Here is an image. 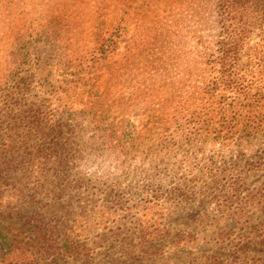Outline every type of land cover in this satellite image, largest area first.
Returning <instances> with one entry per match:
<instances>
[{
    "label": "trees",
    "instance_id": "1",
    "mask_svg": "<svg viewBox=\"0 0 264 264\" xmlns=\"http://www.w3.org/2000/svg\"><path fill=\"white\" fill-rule=\"evenodd\" d=\"M193 4L188 42L181 34L183 28L176 25V29L169 16L160 20L161 24H170L168 46H162V52L177 60L180 67L172 96L165 94L168 85L161 89V75L156 87V81H152L155 72L146 71L149 63L145 60L150 62L151 53L158 56L157 41L150 38L153 25L148 27L146 40L139 36L141 33L130 34L122 18L115 23L116 40L111 38V48H107V42L101 46L99 79L107 73L105 68L114 66L122 79L119 83L127 85L124 90L106 88L103 94L97 92L92 123L96 120L102 126L98 136H90L84 143V150H79V139L74 137L77 133L68 136V124L58 118L67 106H53L60 96V84H56L48 105L47 96L32 94L30 78L16 74L15 83H11L8 68L3 69L0 264H102L100 238L92 240L87 234L96 216L95 208L83 209L77 195L89 185L72 170L77 166V157L83 161L81 155L87 150L97 152L100 160L114 156V163L116 159L124 171L132 168L139 152L142 154L143 164L147 162L143 171L150 181L141 205L148 212L165 210L168 203L179 202L181 197L191 203L202 196L216 195L222 209L240 227L232 264H264V252H259L264 248V180L254 186L247 182L264 166V0H194ZM18 21L16 41L24 30ZM65 26L70 28L69 23ZM30 28L29 39L16 42V52L26 56L25 60L50 32L46 27L39 30L35 21ZM48 36L43 42L47 58L61 43L57 32ZM122 43L124 49L120 50ZM31 46L34 48L30 50ZM110 52L114 61L108 60ZM37 59L38 64L47 60ZM165 69L166 65L162 72ZM127 115H141L146 120L144 135L134 131ZM163 122L167 124L163 130H175L176 139L156 144L150 135L154 125L163 127ZM211 144L226 153H237L236 163L242 166L228 169L214 153L208 164L204 159L200 167L203 176L196 179V187L186 183V190L183 182L164 185L165 180L160 178L176 172L175 166L184 159L178 160L180 151H192L197 156ZM224 173L228 174L225 178ZM102 192L105 198L110 196L109 191ZM149 220L150 225L148 221L136 222L139 249L130 254L136 264H154L164 258L168 247L177 251L187 244L179 234L168 233L166 226L152 229L155 222ZM127 246L122 244L124 249Z\"/></svg>",
    "mask_w": 264,
    "mask_h": 264
},
{
    "label": "rangeland",
    "instance_id": "2",
    "mask_svg": "<svg viewBox=\"0 0 264 264\" xmlns=\"http://www.w3.org/2000/svg\"><path fill=\"white\" fill-rule=\"evenodd\" d=\"M193 3L194 0H0V82H3L5 68L9 70L8 78L11 83H15L16 74L25 79L30 78L32 94H37L38 97L47 96L48 105L52 92L57 89L56 84H60L58 94L60 96L53 106L55 108L58 105L67 106L62 107L63 110L58 118L68 124L70 128V132L66 133L68 136L72 132L77 133L74 137L76 140L79 139V150H84L86 149L84 143L90 136H98L97 133H100L99 128L102 126L96 120L92 123L96 112L93 106L96 103L97 92L100 90L103 94L106 88L124 90L127 85L126 82L124 85L119 83L122 79L121 76L117 77L114 66L105 68L107 73L103 80L99 79L101 71L98 59L102 56L101 46L102 44L106 46L107 42V48L109 46L111 48L109 42L111 38L112 40L116 38L113 31L115 23L122 18V23L128 25L130 34L141 33L142 35L139 36L146 40L149 34L148 27L153 25L150 38L157 41L158 56L151 53L150 62L145 60L149 63L146 71H150V74L155 72L152 81H156V87L161 75L162 81L159 82L162 85L161 89L168 85L169 89L165 94L172 96L179 81L180 67L177 60L164 56L162 52V46H168L170 24H161L160 20H167L166 16H169L171 24L176 29H178L176 25L183 28L181 34L188 42L189 26L193 21ZM59 18L61 20L56 24ZM18 19V24L24 27V30L21 36L18 34L20 40L16 41ZM34 21L39 30L46 27L51 34L57 32L58 38L64 45L63 47L60 43L59 48L51 55L52 58L46 57V43L43 44L50 32L42 37L41 42H37V50H31L34 47H30L31 56L27 60L24 59L26 56L20 55V51L16 52V47L18 48L16 42L24 43L29 39L30 24L34 25ZM67 23L70 28L65 26ZM161 25L162 29H159ZM140 28L141 31H138ZM206 33L208 34L207 30ZM123 44L125 43L119 45L122 47L120 50L124 49ZM110 54L111 52L107 56L108 60L114 61L115 57L111 58L113 53L109 56ZM37 58L47 60L42 63L40 59L41 64H38ZM165 65V72H162ZM138 67L141 68V65ZM110 72H112L111 76ZM127 118L133 123L131 127L134 131L145 134L146 120L141 115H127ZM166 127L167 124L164 122L163 127L154 125L153 133L150 135L152 142L158 144L165 140L176 139V131L168 128L163 130ZM218 148L211 144L197 156L192 154V151L188 154L180 151L178 160L184 159L175 166L177 174L172 171L160 179L165 180L163 181L165 186L183 182L186 190L188 189L186 183L196 187L198 176H203L200 167L204 159L207 162L214 153L216 160L225 161L228 169L234 166L238 170L242 166L240 162L236 163L239 161L237 153H226V150L221 151ZM85 152L81 155L83 161L77 157L75 164L77 166L72 170L73 173L76 172L84 178L89 185L81 189L77 195L83 209L86 206L95 208L96 216L92 218L93 222L87 234L92 240L95 236L100 238L98 249L103 251L104 258L100 259L102 264H136L130 257L132 250L139 249V241L135 237L136 222L139 220V223L143 224L148 221L150 225L151 218L155 222L152 229L158 225L166 226L168 233L179 234L178 236L184 237L187 243L177 251L168 247L164 258L154 264H232L231 256L234 244L238 242L240 236V227L228 216L226 210L222 209L216 195L202 196L191 203H186L185 198L181 197L179 202L168 203L165 210L148 212L145 205H141V200L147 196L146 188L149 186L150 177L148 178L143 171L147 162L143 164L140 152L135 157L132 168L126 171L123 170L124 167L120 170V164L116 159L114 163V156L106 157L103 161L100 160L97 152L90 150ZM195 157L201 159L197 160ZM173 172L175 175L172 179ZM227 175L224 173V178ZM263 180L264 166L249 177L247 182L250 183L249 186H254ZM103 190L110 192L108 198L103 194L100 195ZM101 214H103L102 219ZM257 216H261V212H258ZM262 219L264 220V217ZM144 226L145 224L142 228ZM124 242L125 245L128 244L125 249L122 248ZM259 252H264V248Z\"/></svg>",
    "mask_w": 264,
    "mask_h": 264
}]
</instances>
